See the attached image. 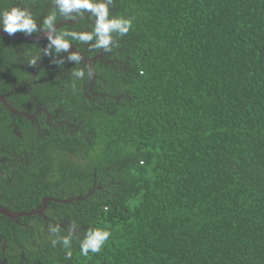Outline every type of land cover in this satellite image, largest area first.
<instances>
[{
    "label": "trees",
    "instance_id": "1",
    "mask_svg": "<svg viewBox=\"0 0 264 264\" xmlns=\"http://www.w3.org/2000/svg\"><path fill=\"white\" fill-rule=\"evenodd\" d=\"M12 6L38 27L55 8L0 0ZM109 12L132 28L111 52L71 41L89 64L0 36V96L36 112L0 102V206L27 213L48 197L42 213L0 214V264H264V0H114ZM88 15L57 12L70 20L57 31H90ZM72 222L68 257L49 226L67 235ZM90 228L111 236L83 256Z\"/></svg>",
    "mask_w": 264,
    "mask_h": 264
},
{
    "label": "clouds",
    "instance_id": "2",
    "mask_svg": "<svg viewBox=\"0 0 264 264\" xmlns=\"http://www.w3.org/2000/svg\"><path fill=\"white\" fill-rule=\"evenodd\" d=\"M53 3L55 5L54 10L43 18L39 27L29 9L17 6L0 11V27L9 35L17 32L30 35L44 31L48 43L43 49V53L45 55L67 54L66 60L64 57L54 60L57 64H63L66 61L74 62V64L81 63L83 57L77 51L70 50L71 41L88 43L91 49L111 52L114 46H118L113 34L123 37L132 28L133 21L131 18L110 15L109 6L113 5L114 0H53ZM57 12L60 16L70 20L83 17L87 12L89 18L94 21L92 29L90 31H57V27H55ZM38 59L39 56L31 59L30 65L35 66ZM72 75L77 79H82L86 75V70L74 69ZM87 75L89 77L92 75L90 69L87 70ZM78 228L79 226L72 222L69 224L68 234L60 235L61 227L50 225L49 232L54 236L51 240L53 247L57 244L62 245L65 255L71 257V241ZM110 236L111 232L107 229H85L84 237L80 241V254L88 256L89 253H99Z\"/></svg>",
    "mask_w": 264,
    "mask_h": 264
},
{
    "label": "water",
    "instance_id": "3",
    "mask_svg": "<svg viewBox=\"0 0 264 264\" xmlns=\"http://www.w3.org/2000/svg\"><path fill=\"white\" fill-rule=\"evenodd\" d=\"M56 27V26H55ZM0 35L1 36H4V37H7V38H10V39H30V40H41V39H47L46 38V33L43 31L39 34H30V35H27V34H24V33H15L13 35H9L7 34L6 32L3 31V29L0 27ZM70 50H75L72 46H70ZM76 51V50H75ZM78 52V51H77ZM79 53V52H78ZM80 54V53H79ZM81 55V54H80ZM82 56V55H81ZM83 57V56H82ZM93 58L91 59H87L85 57H83L82 61H84V63L86 64H89V62L92 60ZM0 102L3 103L10 111H12L14 114H20V115H24V116H28V117H33V115H28L26 113H23V112H18L17 110H14L12 109L5 101V99L3 97L0 96ZM52 199L53 201H58L57 199H54V198H50ZM47 200L48 198L45 197L43 198V205L40 209H37V210H33V211H30V212H27V213H24V212H19V213H15V212H11V211H8L7 209L3 208L2 206H0V214L2 215H5L11 219H16L17 217L19 216H22V215H33V214H37V213H42V211L45 209L46 207V203H47Z\"/></svg>",
    "mask_w": 264,
    "mask_h": 264
},
{
    "label": "flooded vegetation",
    "instance_id": "4",
    "mask_svg": "<svg viewBox=\"0 0 264 264\" xmlns=\"http://www.w3.org/2000/svg\"><path fill=\"white\" fill-rule=\"evenodd\" d=\"M66 22H70V20H61V21H59V22L56 23V24H59V26H60V25H62V24H64V23H66ZM74 22H75V21H74ZM59 26H58V27H59ZM58 27H57V28H58ZM31 115H33L32 118L34 119V118L36 117V112H33ZM48 117H49V116L47 115V119H48ZM42 175H43V173H42ZM41 180H44V178H42Z\"/></svg>",
    "mask_w": 264,
    "mask_h": 264
},
{
    "label": "rangeland",
    "instance_id": "5",
    "mask_svg": "<svg viewBox=\"0 0 264 264\" xmlns=\"http://www.w3.org/2000/svg\"><path fill=\"white\" fill-rule=\"evenodd\" d=\"M74 154L73 153H69V156H70V160L72 161V160H75V155L73 156ZM45 197H47V196H45ZM45 197H43V198H45ZM48 198V197H47ZM70 199H67L66 200V202H68ZM42 203H43V200H42ZM43 205V204H42ZM8 211H10V210H8ZM11 212H13V211H11ZM15 213H19V212H15ZM5 216V215H4ZM23 216V215H22ZM7 217V216H6ZM20 217V216H19ZM9 218V217H8ZM18 218V217H17ZM16 218V219H17ZM11 219V218H10ZM12 220H15V219H12Z\"/></svg>",
    "mask_w": 264,
    "mask_h": 264
},
{
    "label": "bare ground",
    "instance_id": "6",
    "mask_svg": "<svg viewBox=\"0 0 264 264\" xmlns=\"http://www.w3.org/2000/svg\"><path fill=\"white\" fill-rule=\"evenodd\" d=\"M56 27H58L59 26V24H56L55 25ZM2 28V27H1ZM43 32V31H42ZM17 33H22V32H17ZM41 33V32H40ZM1 36V35H0ZM4 37V36H3ZM7 38V37H6ZM30 40V39H29ZM42 40V39H41ZM34 41H37V40H34ZM91 59V58H90ZM31 118V117H30Z\"/></svg>",
    "mask_w": 264,
    "mask_h": 264
}]
</instances>
